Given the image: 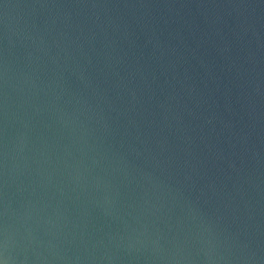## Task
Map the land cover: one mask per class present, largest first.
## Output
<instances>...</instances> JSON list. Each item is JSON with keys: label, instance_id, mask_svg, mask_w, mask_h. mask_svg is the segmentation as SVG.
I'll list each match as a JSON object with an SVG mask.
<instances>
[{"label": "water", "instance_id": "1", "mask_svg": "<svg viewBox=\"0 0 264 264\" xmlns=\"http://www.w3.org/2000/svg\"><path fill=\"white\" fill-rule=\"evenodd\" d=\"M0 264H264V0H0Z\"/></svg>", "mask_w": 264, "mask_h": 264}]
</instances>
